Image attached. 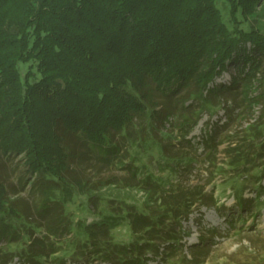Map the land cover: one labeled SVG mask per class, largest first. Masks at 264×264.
<instances>
[{"label":"trees","instance_id":"16d2710c","mask_svg":"<svg viewBox=\"0 0 264 264\" xmlns=\"http://www.w3.org/2000/svg\"><path fill=\"white\" fill-rule=\"evenodd\" d=\"M217 1L0 0V159L24 157L36 179L33 209L41 216L51 212L47 225L23 229L30 231L26 239L16 220L23 222L31 212L15 208L0 163V239L24 237L19 248H0V264L15 256L48 264L50 255L56 264L68 257L84 264H148L147 250L164 259L180 250L184 220L198 202H206L201 186L148 172L137 182L147 194L141 208L124 215L102 207L92 221L74 220L66 205L77 191L86 192L88 181L74 169L73 157L79 145H86L106 162H123L117 158L120 138L147 113H157L160 103L173 98L216 102L228 92L235 97L236 89L244 95L251 91L264 59V32L243 28L238 16L254 15L264 0H222L230 5L228 20ZM20 62H30L28 70L23 72ZM233 63L238 69L233 81L216 83ZM172 108L166 117L174 115ZM192 116L183 118L184 136L192 131L187 128ZM216 136L206 143L214 164ZM158 144L163 167L172 168L176 156ZM233 149H227L230 163L249 162L248 154ZM138 167H131L133 175ZM96 197H90L95 209ZM124 222L130 240L118 239L113 231ZM41 227L48 234L39 232ZM61 227L65 235L51 240Z\"/></svg>","mask_w":264,"mask_h":264},{"label":"rangeland","instance_id":"374dc122","mask_svg":"<svg viewBox=\"0 0 264 264\" xmlns=\"http://www.w3.org/2000/svg\"><path fill=\"white\" fill-rule=\"evenodd\" d=\"M221 1L218 0V4ZM221 6L225 11L224 18L228 20L230 5L224 1ZM238 18L243 28L248 30L258 27L264 32L263 7L258 6L256 13L248 18L239 13ZM251 45L249 43L248 47ZM29 65L30 62H20L23 72L28 70ZM237 70V64H231L218 76L216 83L230 84ZM253 83L248 94L244 95L236 89L235 97L228 92L216 102L195 98L185 103L173 98L169 103H160L157 113H147L137 121L128 137L120 138L122 150L117 158L123 162H106L99 158L94 148L76 146L74 169L88 183L85 193L77 191L73 200L68 202V213L72 212L74 220L81 217L92 221L102 207H109L124 215L128 210L141 208L147 194L144 189H139L137 182L148 172H154L180 185L201 186L206 202H198L188 220H184L180 232L183 236L182 245L178 246L180 250L165 259L147 250L148 264H264V153L258 154L264 151L260 149L264 144V59ZM170 105L173 106L171 110L174 115L166 117ZM181 111L184 112L182 115ZM190 112H193V122L187 128H192V131L184 136L182 121ZM216 132L218 147L214 151L215 155H212L217 158L214 164L207 156L206 143L208 136ZM142 136L146 139H142ZM140 141L146 142L148 147L140 145ZM158 143L165 145V150L176 156L172 168L163 167L166 160L160 156ZM232 146L235 149L231 152L248 154L249 162L242 160L237 165L230 163L227 149ZM184 153H187L186 157L181 156ZM0 160L1 165H4L3 177L15 208L31 212L29 214L32 217H25L23 222L16 220L21 225L20 232L28 239L26 235L30 231L23 229L31 230V226L36 228L38 224L47 225L51 212L48 216H41L33 209L34 201L38 198V191L35 190L37 185H34L36 179L27 169L24 157L3 156ZM144 163L146 167L141 168ZM135 164H138L139 169L136 168L137 173L133 175L131 167ZM92 195L97 196V209L90 207ZM241 198L245 201V207L240 205ZM38 230L48 234L45 227ZM113 231L121 240L133 237L130 226L125 222ZM64 235L65 229L61 227L57 236L52 235L50 239H61ZM24 237L0 239L1 250L19 248L20 240ZM137 237L134 235L135 239ZM164 247L162 245L161 250ZM194 252L196 255H193ZM49 257L48 264H56L54 257ZM5 264L30 263L15 256L13 261ZM65 264L84 262L76 263L68 257ZM93 264L115 263L96 260Z\"/></svg>","mask_w":264,"mask_h":264}]
</instances>
